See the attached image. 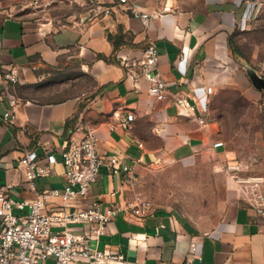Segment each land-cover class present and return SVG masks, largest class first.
Returning a JSON list of instances; mask_svg holds the SVG:
<instances>
[{"label": "crops", "instance_id": "obj_1", "mask_svg": "<svg viewBox=\"0 0 264 264\" xmlns=\"http://www.w3.org/2000/svg\"><path fill=\"white\" fill-rule=\"evenodd\" d=\"M128 1L160 15L144 28L126 7H113L110 14L98 7L96 13L70 15L67 24L56 27L51 18L12 15L6 0H0V71L18 70V83L10 87L17 99L13 122L4 121L10 106L6 99L0 102V185L11 183L15 199L32 198L19 158L36 150L40 160L47 153L59 160L87 131L98 137L102 156L117 157L120 167L129 166L136 178L163 166L224 165L219 213L208 226L168 209L152 208L144 218L119 211L91 246L121 256L108 264H264V220L241 199L227 168L237 162L222 141L214 146L219 140L207 119L218 90L250 95L256 90L243 67L231 59L229 41L236 31L264 24V0ZM165 6L169 12H162ZM108 35L116 37L115 52ZM150 42L158 53L156 71L170 93L163 101L150 95L136 64ZM82 76L90 83L79 86ZM175 95L194 106L192 115L176 108ZM127 114L133 120L123 128L120 122ZM204 115L201 125L197 117ZM221 175L215 173L217 179ZM65 182V168L58 163L35 184L39 191L62 190ZM132 199L124 172L112 174L102 166L87 196L73 207L97 202L104 210L111 203L124 207ZM61 205L60 198L47 201L48 208ZM69 230L90 233L84 225ZM191 241L197 244L196 255L189 251ZM49 263L58 264L54 259L44 262ZM75 264L90 263L78 258Z\"/></svg>", "mask_w": 264, "mask_h": 264}, {"label": "built area", "instance_id": "obj_2", "mask_svg": "<svg viewBox=\"0 0 264 264\" xmlns=\"http://www.w3.org/2000/svg\"><path fill=\"white\" fill-rule=\"evenodd\" d=\"M110 2L85 0V3L91 6L90 11L95 13L98 7H101L105 14H110L113 7H126L131 17L137 19L144 28L160 15V12L143 11L130 4L128 0ZM169 11L168 6L162 10ZM157 63L158 53L154 43L150 42L142 49L136 64L141 75L149 83L150 95L158 101H163L170 93L166 82L156 71ZM17 83V68L9 67L5 71H0V102L6 99L10 106L3 114L6 122L14 121L17 99L10 87ZM206 92L211 94L212 88L207 86ZM172 103L186 114H193L194 106L184 97L175 95L172 97ZM132 120V114H127L120 125L127 128ZM197 120L204 125L206 115L197 117ZM98 140L92 131H87L79 141L62 151L59 160L51 153L45 154L44 159L40 160L36 150L26 151L19 158L18 167L22 170L25 182L34 192V196L15 199L12 196L11 183L0 185V264H44L48 259H54L58 264H75L78 258L86 259L90 264H108L121 260V256L92 248L91 240L99 239L108 222L119 211L124 215L144 218L151 213L153 207L150 201L140 198H133L124 207L111 203L104 210L97 202L88 207H73L87 196L90 185L98 178L102 166L112 174L123 171L131 187L137 182L129 166L120 167L117 157L110 156L106 159L99 153ZM222 145L220 141L214 144L215 147ZM58 163L65 168L66 182L63 189L37 190L36 179L51 175ZM227 168L239 188L241 199L255 211L257 217L264 220V178L240 175L238 165ZM50 198H60L62 205L48 208L47 201ZM69 225L87 226L90 233L75 234L69 230ZM196 248V242L191 241L190 253L196 255Z\"/></svg>", "mask_w": 264, "mask_h": 264}, {"label": "rangeland", "instance_id": "obj_3", "mask_svg": "<svg viewBox=\"0 0 264 264\" xmlns=\"http://www.w3.org/2000/svg\"><path fill=\"white\" fill-rule=\"evenodd\" d=\"M6 2L12 15L51 18L56 27L67 24L70 15L91 9L89 3L71 0ZM231 38L238 48L237 54L264 74V24L261 22L249 30L236 31ZM89 83L88 77L82 76L79 80V86ZM251 93L233 88L218 90L210 99L207 119L213 125L215 138L234 156L239 174L264 178V93L256 90ZM215 173L222 175L217 179ZM225 176L224 165L215 167L207 162L190 168L163 166L137 178L132 187L133 198L146 199L155 209H168L208 226L219 213L221 184Z\"/></svg>", "mask_w": 264, "mask_h": 264}, {"label": "water", "instance_id": "obj_4", "mask_svg": "<svg viewBox=\"0 0 264 264\" xmlns=\"http://www.w3.org/2000/svg\"><path fill=\"white\" fill-rule=\"evenodd\" d=\"M230 55L233 57L236 63L240 64L243 67L253 88L259 91L260 93H264V77L262 75H259L257 71L250 64L245 62L241 58V56H239L236 52H234L231 47H230Z\"/></svg>", "mask_w": 264, "mask_h": 264}, {"label": "trees", "instance_id": "obj_5", "mask_svg": "<svg viewBox=\"0 0 264 264\" xmlns=\"http://www.w3.org/2000/svg\"><path fill=\"white\" fill-rule=\"evenodd\" d=\"M108 38L113 42V45H114V52L118 49L119 45H118V42L116 40V37L112 36V35H108ZM229 44H230V47L232 48V50L234 52H238V48L237 46L232 42V38H230V41H229ZM101 57V55H100Z\"/></svg>", "mask_w": 264, "mask_h": 264}]
</instances>
